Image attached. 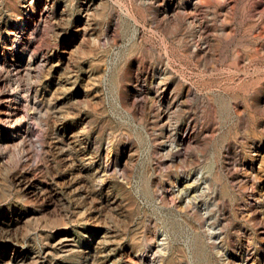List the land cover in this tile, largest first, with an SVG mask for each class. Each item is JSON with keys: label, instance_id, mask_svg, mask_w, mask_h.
I'll return each mask as SVG.
<instances>
[{"label": "bare ground", "instance_id": "1", "mask_svg": "<svg viewBox=\"0 0 264 264\" xmlns=\"http://www.w3.org/2000/svg\"><path fill=\"white\" fill-rule=\"evenodd\" d=\"M220 1L72 0L71 9L67 0H0V164L10 165L15 157L7 186L0 187V264H97L92 256L80 261L62 255L67 241L76 242L72 223L84 221L79 209L104 212L111 201L107 189L123 187L118 175L130 176L144 143V195L179 224V233L178 216L190 219L183 220L182 234L190 230L191 237L185 248L171 251L156 220L147 216L142 237L160 244H148L140 254L136 244H121L116 255L132 264H157L154 259L170 251L165 264H202L225 243L229 256H217L216 262L256 263L257 247L235 235L241 227L230 220L218 173L210 175L197 156L219 125L263 132L247 153L249 163L235 160L238 131L214 149L209 162L227 183L251 184L237 214L248 212L262 237L264 192L258 185L264 173L259 177L256 167H264V0ZM74 28L94 35L78 53L91 58L97 106L91 105L92 90L80 86L86 70L78 75V64L69 96L40 88L39 78L52 63L51 45L62 44ZM49 32L56 33L54 40ZM65 58L49 67L51 79L65 77ZM66 113L72 124L81 122V133L51 131L68 122ZM34 127H50L55 137L43 138L40 152L32 148Z\"/></svg>", "mask_w": 264, "mask_h": 264}, {"label": "rangeland", "instance_id": "2", "mask_svg": "<svg viewBox=\"0 0 264 264\" xmlns=\"http://www.w3.org/2000/svg\"><path fill=\"white\" fill-rule=\"evenodd\" d=\"M67 1L70 5L69 8L72 9V0ZM220 2L223 3V0H221ZM75 16H77V14ZM57 17L59 16L57 15ZM80 26L85 29V24H81ZM77 30L76 28H74L73 30L67 32L64 36V42L62 44L60 43L58 44V46H54V44L51 45L48 57L50 58L52 63L45 68L43 77L39 78L40 88L43 92L47 90L51 91L56 96H69L68 94L74 87L73 82L78 77L76 76L78 68L75 64H78L81 69V71L79 70L78 75L82 74L83 71L86 70L84 74L85 76L80 81V86L85 90L93 89L91 86L93 80L89 78L88 73V71L90 70L91 58H85L84 54L80 52H83L88 48V46L90 45V39L94 35H92V33L89 31H84V33L81 34V32L78 33ZM47 37L49 39L53 37L52 39L54 40L56 38V33L49 32ZM45 40L46 38L44 37V42H46ZM67 43H70L68 47L63 46V44L65 45ZM233 46L234 45L225 48L222 51V55L224 53L227 54ZM64 48H67L69 51V54H66V56L61 54L62 51H64ZM79 49H81V51L78 53ZM62 56L66 57L62 65L65 77L59 80L51 79V77L48 75L49 67L52 64L59 65V59H61ZM90 101L91 105L98 104V93L95 90H92L91 92ZM84 107L85 103L79 105V109H83ZM216 115L220 118L223 116L220 111H217ZM65 117L66 121L68 120V122L58 127L52 126L51 131H54L57 128L61 134L66 133V135L70 136L72 135V130L76 131L77 133L82 132L81 122L72 124V114L66 113ZM34 126L36 125L34 124ZM230 128H223L221 125L217 126L214 136L209 139L206 147L199 150L197 156L199 157L201 165H207L206 169L209 171L210 175L215 176V174L218 173V179L220 180V184L222 186L221 194L223 195V198H226V207L228 209V214L230 215V220L238 223L241 227L240 231H235V235L240 236L241 241L247 240L253 247H257V249H255V264H264V250L261 251V249L264 248V243H261L264 241V234H262V237L257 238L256 227L253 222L250 221L248 212L244 210V213L241 216L237 214L239 208H245L243 207L244 201H242L241 199L245 200L247 197H249L251 193V191H249L251 184L247 183V181H242L241 183L237 181L238 184L236 186H233V184L227 183L222 172L219 173V171L215 172V169L214 171L210 169L212 166L209 164V162H212L211 157L214 149L221 148L222 143L226 139L232 138L231 136L234 135V132L238 131V129L236 130L234 126ZM34 129V135L31 139L32 148L34 150L39 152L40 150L43 151L44 147L41 145L43 138L49 141H55V137L52 135L50 137L47 132V130H50V127L49 129L47 128V130L44 131H40L38 127H34ZM261 134H263L262 131H259V133L255 134L250 127L244 131H238V150L236 157L234 156L236 162H241L246 158L249 163L250 160H248L247 153L249 151H252L253 147L255 148V146L257 147L259 145ZM134 137H136V133ZM67 141L69 143V146L73 145L72 137L69 138L68 136ZM262 152V156L264 157V149H262ZM148 153V144H142L139 147L138 159L133 167V172L129 173L130 176L122 177L118 175L119 178L117 177L118 180L123 182V187L116 186L114 188L107 189V193L111 198V201L108 204H105L106 206L104 207L103 213L95 214L91 212V210L86 208L82 210L79 209L78 216L80 218H84V221L79 223H72L71 228L77 232L76 242L67 241L65 244L67 247L64 249L62 255H71L72 258L76 257L78 258L77 260L80 261H85V257L87 261H89V257L92 256L97 264H132L130 261L121 259L120 256L116 255L114 249L121 244L124 245L126 243H133L137 245L136 253L140 254L142 251L147 249L148 244H155V246L156 244L159 245V240L156 241L152 239L145 241V237H142V230L147 216H151L156 220V228L159 233L165 234L164 237L168 239L167 241L171 245V251L174 248H185V239H188V237L191 236H189L190 230H187L184 232V234H182V229L187 227V224L184 223L183 220L190 219H184L183 214L178 216L176 220L181 224V233H179V224V227H175L172 224L173 220L169 219L168 215L166 217L164 216L165 211L158 209V207L147 200L144 195L145 182L141 173L143 165L147 162ZM14 160L15 157L13 158L10 165L0 164V187L5 188L7 186V182L5 180L7 176L6 174L13 165ZM259 167L260 166L258 164L256 167L258 171L256 172L259 177H262V174L264 173V167L260 169ZM187 168L189 167L182 169L181 173L185 172ZM242 172L243 171H240V173ZM167 173L168 169H166L165 167L160 169L159 171L160 177L163 179L165 178V175ZM115 181L117 180L115 179ZM184 185L185 184L183 183V186ZM258 189V192H264L263 180L258 185ZM258 192L255 193L256 196L259 195ZM13 198L14 200H12ZM7 199L8 201L12 200L11 202L17 204L15 197L9 196L7 197ZM133 199H135V206L132 204ZM263 206L261 208V216L264 215ZM134 207L136 208L135 212ZM262 222L263 223L261 227L264 232V216ZM226 246L227 244L224 243V247L222 249H216L214 251H210V249L208 248L213 258L204 256L202 259V264H226L224 260H222L221 262H216L217 256H222L223 258H227L229 256L230 249ZM238 252L239 251H237V253ZM169 253L170 251H168L167 254L164 255L163 259L155 258V263L165 264L166 258L169 256Z\"/></svg>", "mask_w": 264, "mask_h": 264}]
</instances>
